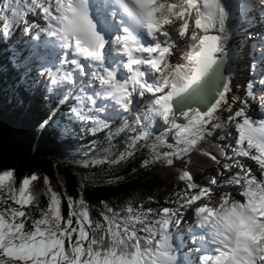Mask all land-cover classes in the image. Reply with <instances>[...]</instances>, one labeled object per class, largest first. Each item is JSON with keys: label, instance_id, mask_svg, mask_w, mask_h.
Segmentation results:
<instances>
[{"label": "snow or ice", "instance_id": "snow-or-ice-1", "mask_svg": "<svg viewBox=\"0 0 264 264\" xmlns=\"http://www.w3.org/2000/svg\"><path fill=\"white\" fill-rule=\"evenodd\" d=\"M242 5L235 0L233 11L223 0H0V38L39 12L44 25L33 21L24 32L53 38V54L63 50L61 67L44 71L49 91L79 83L70 122L95 134L108 129L113 116L133 112L136 97L148 98L135 113L139 135L115 159L109 148L85 167L132 158L158 120L166 127L152 143L140 145L148 150L142 167L185 162L177 177L185 187L174 193L172 206L129 200L116 211L101 202L99 218L82 195L65 194V215L48 177L42 207L32 191L35 173L17 186L14 169L0 170V264H264V119L249 115L253 104L264 111V91L250 80L245 98L233 96L229 103L232 80L226 74L235 54L229 42L239 31L231 21L238 20ZM258 83L264 86V78ZM71 95L63 93L60 103ZM237 101L241 107L233 111ZM128 127L125 120L109 132V141ZM218 131L217 141L231 140L213 144L214 154L201 144ZM194 152L219 166L206 184L188 170ZM182 209L194 215L185 231Z\"/></svg>", "mask_w": 264, "mask_h": 264}, {"label": "trees", "instance_id": "trees-1", "mask_svg": "<svg viewBox=\"0 0 264 264\" xmlns=\"http://www.w3.org/2000/svg\"><path fill=\"white\" fill-rule=\"evenodd\" d=\"M16 53L12 46H0V170L14 169L17 186L20 179L35 173L39 180L33 182L32 191L44 207L48 203L44 177H48L51 189L62 197L65 215L68 211L65 194L74 198L82 195L96 218L103 210L101 202L119 211L129 200L134 204L143 202L152 208L164 207L175 200L174 193L185 187L177 178L178 169L184 168L185 162L176 161L173 167L161 163L142 167V161L148 155L147 147H139L132 158L118 165L89 163L85 167L93 161L90 153L94 148L89 149L93 144L101 147L95 154L103 158L106 149L110 148L113 159L125 149L128 140L139 131L136 128L128 134L129 127L135 125V113L146 107L147 97H136L133 112L123 113L119 118L113 116L108 129L92 134L81 122H70L68 113L76 103V95L72 94L61 104V91L65 85L62 89L49 91L51 80L47 75L48 82L34 93L28 91L29 85L35 87L31 85L34 81L25 82L24 61L14 58ZM36 65L39 64L33 63L31 67L35 69ZM40 68L45 70L46 67ZM20 70L22 75H18ZM256 79L260 80L259 77L252 80ZM244 98L245 91L241 95V99ZM124 120L129 127L109 141V132L115 133V128ZM221 134L218 131L201 147L215 154L213 144L228 143L231 139L217 141L215 137ZM191 161L187 167L196 182L206 184L216 175L219 166L208 157L194 152ZM150 196L154 198L152 201L148 200Z\"/></svg>", "mask_w": 264, "mask_h": 264}, {"label": "rangeland", "instance_id": "rangeland-1", "mask_svg": "<svg viewBox=\"0 0 264 264\" xmlns=\"http://www.w3.org/2000/svg\"><path fill=\"white\" fill-rule=\"evenodd\" d=\"M243 3L245 4V6L246 4H248L245 7V12H244V16L248 20H246L244 24H242L243 22L242 20L240 21L239 27H238L239 31L237 32V37L239 38L240 43L242 40L241 44L245 52L247 53V55L245 57L246 59L244 60V64H242L241 62L243 58L238 57L241 65H244V69L242 68V70H244L243 77L240 76V74L242 73L241 72L239 74L240 76L239 79L241 82L238 84V87H236L234 91V93H236V96L238 97H241L242 92L246 90V85L250 80L254 79L257 75H259L261 79L264 78V52H262V48H264V39H262L264 38V0H243ZM26 19H27V24H31L33 21H35L37 23H40L42 26L44 25L42 14L39 12H37V15L35 16H32L31 14H29V16ZM27 24L22 23L19 26L18 30H16L10 37H6L3 40L0 38V44L1 45H4V44L13 45L16 49H18L19 52L17 55H15L14 58L16 59L20 58L25 63V67L27 71L26 72L27 74L25 73L24 75L25 82L29 84V81L32 80L34 81L35 87L40 88L41 85L44 84V82H48L47 80L48 74L46 71L41 70V68L38 67V65H36L35 69L32 68L31 65L35 62V60L42 59L44 63L47 62L46 64H44L45 66H47V68H51L53 71H56L57 68L61 67V65L59 64L58 57H61L63 53L60 52L58 53V57L51 59L50 51H52V49L50 48L49 51H45L43 48L41 49V43L47 41V38L44 37L43 33L39 37H37L36 30H32L28 33H25L24 28L27 26ZM29 42H31L32 44L31 48L30 46H28ZM256 46L258 47L256 48ZM257 49H258V53H257ZM253 61H256L257 67L255 68L251 67V63ZM66 67L70 69L71 65L66 66ZM18 75H22L21 70L19 71ZM80 79H83L85 83H87L86 77H81ZM64 85H65V88H63L62 90V95H61L62 98H63V93H66L69 90H71L72 94L74 95L78 94L79 83L77 84L75 88H73L72 85L67 84V83H65ZM35 87L32 88L29 85L28 91L30 93H34ZM255 87H256L257 92L264 91V86L260 85L259 83L255 84ZM238 103L239 101H237L235 104L232 105L233 111L239 108ZM122 114L123 113L118 115V118L121 117ZM221 115L226 118L227 115H229V113L222 112ZM249 115L252 116V118L255 120L264 119V111L260 110V108L255 104L251 105V107L249 108ZM120 127L121 126L119 125L118 127L115 128V130ZM165 127L166 125H164L162 121L158 120L157 123L153 125L151 129L152 136L147 141H141L140 145H147V144L152 143L154 138L157 135H159L164 130ZM136 128L139 129L136 135H139L141 129L135 125L129 127L128 134L131 135L134 131H136ZM153 129H156V130H153ZM230 129L235 135L234 128L230 127ZM168 140L170 143L172 142L171 136L168 137ZM140 145H138L137 148L141 147ZM91 148H94V150L90 153V157L93 160L103 159L102 156L95 154L98 149H101V147L97 146L96 144H93L89 149ZM248 163L252 164L253 162L248 161ZM237 170L238 169H233V171H237ZM106 172H109V170H107ZM226 178H227V175L220 177V179H226ZM227 190H228L227 188L222 189V191H227ZM219 194H220L219 192L216 193V195H219ZM199 203H207V201L202 200ZM169 205L172 206L171 204ZM169 205H165V206H169ZM195 206H198V205H194L193 207ZM182 211L184 213L186 212V210L184 209H182ZM186 224H187L186 220L184 219V221L180 225V229L182 231L186 230L187 228Z\"/></svg>", "mask_w": 264, "mask_h": 264}, {"label": "bare ground", "instance_id": "bare-ground-1", "mask_svg": "<svg viewBox=\"0 0 264 264\" xmlns=\"http://www.w3.org/2000/svg\"><path fill=\"white\" fill-rule=\"evenodd\" d=\"M225 1V0H223ZM235 3V0H232L228 6L229 8H231L233 11H235V8L233 7V4ZM248 4H246L247 6ZM245 4L243 3L242 5V12L237 14L238 20H234L231 21L232 23H238V27H239V23L242 20V24H244V22L248 19L245 18L244 16V12H245ZM248 8V7H247ZM250 20V19H249ZM45 35V34H44ZM242 43V40H241ZM239 41V38L237 37V34L234 36V38L229 42V47L230 48H235V54L233 55L232 59L230 60L227 69H226V74L227 72L231 73V80H232V91L229 93V102H231V97L236 96V93H234L235 88L238 87V84L241 82L239 77L242 76L243 77V71L242 68L244 69V65H241L240 60L238 59V57L243 58V60H241L242 64H244V60L246 59V55L247 53L245 52L244 48L242 47V44ZM43 47L46 48V46L43 45ZM53 54V50L51 51ZM54 58L56 57V51L55 54H53ZM70 66V65H68ZM242 72V73H241ZM241 73V74H240ZM240 74V76H239ZM191 211V212H190ZM185 220H186V225L190 224L193 222L194 219V215L192 210L187 209L185 212ZM182 231V230H181ZM192 245L189 244L188 247H191ZM187 248L184 249V251Z\"/></svg>", "mask_w": 264, "mask_h": 264}, {"label": "water", "instance_id": "water-1", "mask_svg": "<svg viewBox=\"0 0 264 264\" xmlns=\"http://www.w3.org/2000/svg\"><path fill=\"white\" fill-rule=\"evenodd\" d=\"M199 106L202 107V108L204 107L203 105H199Z\"/></svg>", "mask_w": 264, "mask_h": 264}]
</instances>
